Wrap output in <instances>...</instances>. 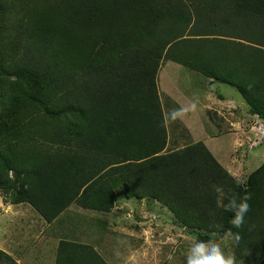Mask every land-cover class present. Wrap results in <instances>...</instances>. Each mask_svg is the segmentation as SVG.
Returning a JSON list of instances; mask_svg holds the SVG:
<instances>
[{
	"label": "trees",
	"instance_id": "obj_1",
	"mask_svg": "<svg viewBox=\"0 0 264 264\" xmlns=\"http://www.w3.org/2000/svg\"><path fill=\"white\" fill-rule=\"evenodd\" d=\"M162 61L232 87L264 124V0H0L3 202L50 225L145 199L196 242L238 233L237 262L264 264V161L240 182L202 143L167 152ZM234 194L251 196L239 229ZM0 264L16 262L0 250ZM54 264L106 263L61 240Z\"/></svg>",
	"mask_w": 264,
	"mask_h": 264
},
{
	"label": "rangeland",
	"instance_id": "obj_2",
	"mask_svg": "<svg viewBox=\"0 0 264 264\" xmlns=\"http://www.w3.org/2000/svg\"><path fill=\"white\" fill-rule=\"evenodd\" d=\"M201 79L203 81L201 76L173 63L162 61L160 64V69L157 75V89L165 120L167 121V152L180 150L196 143H203L212 157L221 167H223L224 170L236 180L244 182L247 176L256 170L264 161V127H255L251 130H230L227 125L223 123L224 120L222 117L219 118L217 114L213 112V110L219 111L220 108L227 109V106H229L224 102H219L217 100L219 99V96L221 95L224 100L230 99L236 104L240 103L245 109H248L247 105L232 87L216 82L211 86V90L210 87H206L205 85L201 87V83L196 81ZM191 92L195 95L202 96L204 105L207 108L201 109V107H199L200 109L197 110L198 114L194 118L195 122L191 123V126L188 128L183 124L182 126L180 123L173 124V120L170 119V114L175 111L183 112L186 105L183 103L182 96L185 95L189 97L190 94H192ZM173 101H177V104L182 106L183 109H181L179 105L180 108H178L177 104ZM217 101L219 103H217ZM200 124L204 126V129L200 127ZM1 197L2 196L0 195V202ZM129 202L133 203V201ZM4 209H7L8 211L10 209H19V207L11 208L6 205L4 206ZM72 211L77 210L72 208L68 215L70 218H74L72 219L74 220L73 224L77 225L78 222L75 217L78 218V215L75 213L74 217V215L71 214ZM9 213L11 214V212ZM14 216L27 220V216L24 212L16 213ZM100 217L107 220V228L113 232V236L108 233L99 236L105 249H108L106 245H111L113 241H116L117 237L120 239L119 228H124L137 235H144L141 239V242H143L140 244L141 247L137 249V253L133 255L132 260H130L128 264H135V260L139 263L149 262V264H151L156 256L157 259H159L163 255L164 258L160 260V263L168 264L171 254L170 250L173 248L174 243L171 242V240H163L161 243H158L153 241L152 236L147 237L146 234L147 232L149 234L160 232L169 237V234L174 230L171 225H160L157 217L155 218L151 214V207L148 206V204L135 203L129 205L118 194L115 208L109 214H101ZM111 223H114L113 225L115 226H110ZM166 223H168V221H166ZM25 224L26 221L21 222L20 227H25ZM158 224L161 226V231H158L157 229ZM92 225V228L96 227L94 224ZM34 227L35 225L22 231L21 235L23 238H20L19 236L18 241L24 244L29 243L30 247L33 248L34 253L41 255V257L47 255L49 256L47 257V260H49L50 255L54 251L55 245L54 243H51L52 240L50 239L45 243H37V241H39L36 239L37 234L32 231ZM121 240L128 243L126 239ZM138 244L139 242H137L136 245ZM129 245L135 244L133 241H130ZM187 246L191 247L192 244ZM218 246L221 247L225 253L234 255L233 249H235V247L230 236L221 240L218 243ZM38 262V264H48L45 260H38ZM23 264L36 263L31 256V258L26 260ZM235 264H240L237 262L236 257Z\"/></svg>",
	"mask_w": 264,
	"mask_h": 264
},
{
	"label": "crops",
	"instance_id": "obj_3",
	"mask_svg": "<svg viewBox=\"0 0 264 264\" xmlns=\"http://www.w3.org/2000/svg\"><path fill=\"white\" fill-rule=\"evenodd\" d=\"M194 73V72H193ZM196 74V73H195ZM198 75V74H197ZM198 83H201V87L204 85L206 87H210L213 85V83L209 80H206L203 78L201 80H196ZM212 90V89H211ZM192 93V92H191ZM183 103L186 105L185 109L182 108L179 104H177V101H173L177 106L179 105L181 109H183V112L173 120V124L180 123L183 124L186 128L191 126V123H194V118L197 116L198 112L201 107V109H206L203 101L202 96L195 95L194 93L190 94L189 97L182 96ZM219 102H224L228 104L227 109L220 108L219 111L213 110L217 114L219 118L222 117L224 120V124L227 125V127L230 130H251L255 127H264V124L257 119L255 116H251L249 114V109H245L240 103H234L230 99L224 100V98L220 95L219 99H217ZM217 101V103H219ZM231 101V102H230ZM237 105V106H235ZM178 106V108H180ZM212 111V110H208ZM164 120L165 115L163 113ZM167 121L165 120V124ZM190 124V125H188ZM182 125V126H183ZM211 126V124H210ZM200 127L204 129V126L200 124ZM168 143V140H167ZM203 144V143H202ZM168 145V144H167ZM204 145V144H203ZM205 146V145H204ZM206 147V146H205ZM223 168V167H222ZM226 171V170H225ZM227 172V171H226ZM228 173V172H227ZM133 201V203L129 202ZM129 205L135 204V203H146L148 206L151 207V214L160 222V225H171L172 231L168 235L165 236L164 234H161L160 232L149 234L147 232V237L152 236L153 241L161 243L163 240H171L173 242V248L170 250V259L168 260V264H185V258L187 255V252L190 247L187 245L192 244V246L196 243V235L192 234L185 228H182L179 226V224L175 221L171 213L161 205H159L157 202H151L148 200H134L129 199L125 200ZM126 204V203H125ZM10 206L11 208L19 207V209H10L7 211V209H4V206ZM25 206V207H23ZM75 208L77 211H72L71 214L74 215L77 213V225H74L73 222L74 218H70L69 211ZM11 212V214L9 213ZM24 212L27 216V220L24 218H18L14 216L16 213ZM109 214V213H108ZM100 213H93L87 210H82L81 208H78L75 205L70 206L65 212H63L52 224L47 225L36 213L35 211L28 206L27 204H19V205H9L7 203L3 202V199L1 197L0 202V250L4 251L7 255H9L17 264H23L26 260L29 258L34 259V262L38 264V260H45L48 262V264H54L55 261V251L56 247L59 241H68L83 245H88L93 248V250L101 257V259L106 264H128L130 260H132L133 255L137 253V249H139L141 246L140 244L141 239L143 238L142 235H137L134 232H130L129 230H125L124 228H119V234L120 239L117 237L116 241H113L111 245H106L108 249H105L103 244L100 240V235L108 233L113 236V232L107 228V220L102 219L100 217ZM20 216V215H19ZM26 221V226L20 227L21 222ZM168 221V223H166ZM33 232H35L36 239H38V242L45 243L48 241V239L52 240L51 243H54V251L50 255L49 260H47V257L49 256H42L38 255L37 253H34L33 248L30 247L29 243H22L18 241V237L23 238L21 233L22 231L27 230L29 227H33ZM92 224L96 226L95 228H92ZM114 223H111L110 226ZM158 224V231H161L160 226ZM121 226V225H120ZM99 230H98V228ZM180 229V230H179ZM137 232L136 230H134ZM229 235L223 236L219 241H217L215 244L218 245V243L226 239ZM121 239H126L128 243H125ZM49 240V241H50ZM44 241V242H43ZM130 241H133L135 245H129ZM137 242H139L138 245ZM195 242V243H193ZM234 244V243H233ZM42 246V245H41ZM45 246V245H43ZM136 246V247H135ZM34 254H33V253ZM234 256H235V249H233ZM236 257V256H235ZM164 258V255L157 259V256L155 260L151 264H161L160 260ZM132 263V262H130ZM135 264H149V262L145 263H139L135 260Z\"/></svg>",
	"mask_w": 264,
	"mask_h": 264
},
{
	"label": "clouds",
	"instance_id": "obj_4",
	"mask_svg": "<svg viewBox=\"0 0 264 264\" xmlns=\"http://www.w3.org/2000/svg\"><path fill=\"white\" fill-rule=\"evenodd\" d=\"M181 114L180 111H175L170 114V119L174 120ZM213 191L220 192V185L215 184L212 186ZM251 196L245 194L244 196H238L237 194L227 198V203L224 204L223 210L225 212H231L232 217L230 224L233 228L239 229L245 223V216L249 211L248 201ZM214 204L220 206V198L214 197ZM228 235L234 239L235 242H239L240 235L238 233H232L229 230ZM185 264H235V257L232 254L225 253V251L217 244L198 240L193 246H191L187 252L185 258Z\"/></svg>",
	"mask_w": 264,
	"mask_h": 264
}]
</instances>
